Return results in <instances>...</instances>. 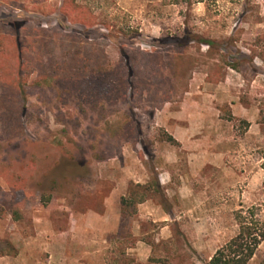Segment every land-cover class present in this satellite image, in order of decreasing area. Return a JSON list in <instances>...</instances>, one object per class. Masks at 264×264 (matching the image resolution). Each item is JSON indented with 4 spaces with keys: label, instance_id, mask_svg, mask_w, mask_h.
Wrapping results in <instances>:
<instances>
[{
    "label": "rangeland",
    "instance_id": "obj_1",
    "mask_svg": "<svg viewBox=\"0 0 264 264\" xmlns=\"http://www.w3.org/2000/svg\"><path fill=\"white\" fill-rule=\"evenodd\" d=\"M64 1L0 0V264H206L264 222V0Z\"/></svg>",
    "mask_w": 264,
    "mask_h": 264
},
{
    "label": "trees",
    "instance_id": "obj_2",
    "mask_svg": "<svg viewBox=\"0 0 264 264\" xmlns=\"http://www.w3.org/2000/svg\"><path fill=\"white\" fill-rule=\"evenodd\" d=\"M195 2H203L206 0H194ZM71 6L70 1H64L60 12L69 21L81 22L86 27L91 26L90 22H84L77 17H72L68 11ZM81 9V8H79ZM20 26V25H18ZM16 26V27H18ZM108 27V26H106ZM105 27V28H106ZM191 42H197L200 45H205L208 49H212L216 46V43L211 40H205L198 36L190 37L186 40H176V47L183 48ZM128 62L125 65V71L130 75L131 81L126 82L128 85L131 84V89L134 90L135 84L133 82V77L136 71L140 68L138 66H133L132 59L128 56ZM147 69V68H146ZM110 73L103 72L100 74L103 77L102 83L105 86H110L114 80L113 76H109ZM106 76V77H105ZM101 82V79L99 80ZM158 182L155 180L152 186L156 189ZM151 186V187H152ZM150 186H141L139 184L132 185L129 188V193L127 196L121 197L120 199V216L121 218H126L132 215L128 212L129 207L135 206L144 202L148 197V189ZM2 210L0 208V217L2 216ZM234 220L238 225L237 234L228 240L224 245L219 247L209 261L206 264H249L255 255V252L259 245L264 241V222L255 218V214L252 208L246 210L240 209L234 213Z\"/></svg>",
    "mask_w": 264,
    "mask_h": 264
},
{
    "label": "crops",
    "instance_id": "obj_3",
    "mask_svg": "<svg viewBox=\"0 0 264 264\" xmlns=\"http://www.w3.org/2000/svg\"><path fill=\"white\" fill-rule=\"evenodd\" d=\"M119 212H120V210H119ZM121 217V216H120ZM101 221H104V222H108V220L107 219H105V220H101ZM160 221H162V222H166V219L165 218H163V219H161ZM135 232V231H134ZM139 243V242H138ZM143 245V244H142ZM141 248H143V249H145V251L147 252V256H146V259L148 258V256H149V254H150V250H148V248L145 246V245H143V247L142 246H140ZM212 257V256H211ZM210 257V258H211ZM69 263L70 264H86V263H84V262H82V261H78V260H74V259H70L69 260Z\"/></svg>",
    "mask_w": 264,
    "mask_h": 264
}]
</instances>
